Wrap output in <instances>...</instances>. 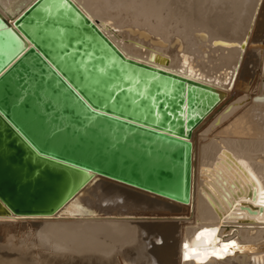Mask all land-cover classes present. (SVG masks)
<instances>
[{
    "label": "bare ground",
    "instance_id": "bare-ground-1",
    "mask_svg": "<svg viewBox=\"0 0 264 264\" xmlns=\"http://www.w3.org/2000/svg\"><path fill=\"white\" fill-rule=\"evenodd\" d=\"M32 1L0 0V13L13 27ZM72 1L126 56L223 97L190 129L188 202L95 173L63 211L0 214L1 227H27L47 250L12 234L0 264H264V0ZM0 29L9 53L18 37Z\"/></svg>",
    "mask_w": 264,
    "mask_h": 264
},
{
    "label": "water",
    "instance_id": "water-1",
    "mask_svg": "<svg viewBox=\"0 0 264 264\" xmlns=\"http://www.w3.org/2000/svg\"><path fill=\"white\" fill-rule=\"evenodd\" d=\"M0 23L23 45L0 51L1 215L63 211L95 173L189 201L190 129L220 89L126 56L72 0Z\"/></svg>",
    "mask_w": 264,
    "mask_h": 264
},
{
    "label": "rangeland",
    "instance_id": "rangeland-1",
    "mask_svg": "<svg viewBox=\"0 0 264 264\" xmlns=\"http://www.w3.org/2000/svg\"><path fill=\"white\" fill-rule=\"evenodd\" d=\"M38 229L39 226L34 227L35 232H37ZM12 234L16 235L13 237V239H15L18 242L20 241V244L24 245L25 249H26V245L28 244L29 248H32L34 250H37L39 248L41 252L47 253L45 247L40 242H38L39 239L37 238V235H33L31 232H29L27 227L17 229L13 233V231H8L7 229H4L3 227L0 226V254L7 252L6 249L7 238L10 237ZM175 235H177V232L175 233ZM24 240L27 241V243H25ZM35 241H37L38 244H36ZM37 255L39 256V253H37Z\"/></svg>",
    "mask_w": 264,
    "mask_h": 264
},
{
    "label": "snow or ice",
    "instance_id": "snow-or-ice-1",
    "mask_svg": "<svg viewBox=\"0 0 264 264\" xmlns=\"http://www.w3.org/2000/svg\"><path fill=\"white\" fill-rule=\"evenodd\" d=\"M233 244H234V242H233ZM184 247L187 248L188 246L185 245ZM225 247L227 248V247H229V245H226ZM193 251H195V249H193ZM186 258H187V256H186Z\"/></svg>",
    "mask_w": 264,
    "mask_h": 264
}]
</instances>
